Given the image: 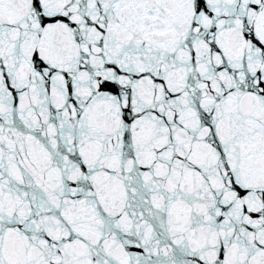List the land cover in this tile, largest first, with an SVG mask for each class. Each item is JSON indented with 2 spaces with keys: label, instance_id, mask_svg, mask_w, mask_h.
Here are the masks:
<instances>
[{
  "label": "snow or ice",
  "instance_id": "6c2138e0",
  "mask_svg": "<svg viewBox=\"0 0 264 264\" xmlns=\"http://www.w3.org/2000/svg\"><path fill=\"white\" fill-rule=\"evenodd\" d=\"M0 264H264V0H0Z\"/></svg>",
  "mask_w": 264,
  "mask_h": 264
}]
</instances>
